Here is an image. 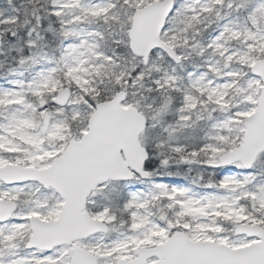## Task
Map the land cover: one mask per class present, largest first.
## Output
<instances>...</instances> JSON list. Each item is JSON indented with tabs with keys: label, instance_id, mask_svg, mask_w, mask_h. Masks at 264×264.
Masks as SVG:
<instances>
[{
	"label": "snow or ice",
	"instance_id": "6c2138e0",
	"mask_svg": "<svg viewBox=\"0 0 264 264\" xmlns=\"http://www.w3.org/2000/svg\"><path fill=\"white\" fill-rule=\"evenodd\" d=\"M0 264H264V0H0Z\"/></svg>",
	"mask_w": 264,
	"mask_h": 264
}]
</instances>
